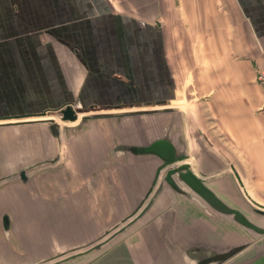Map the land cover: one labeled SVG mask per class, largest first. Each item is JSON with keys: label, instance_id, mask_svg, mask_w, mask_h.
<instances>
[{"label": "crops", "instance_id": "crops-1", "mask_svg": "<svg viewBox=\"0 0 264 264\" xmlns=\"http://www.w3.org/2000/svg\"><path fill=\"white\" fill-rule=\"evenodd\" d=\"M115 1L120 5L124 0H0V121L35 117L42 113L48 115L66 104H71L76 111L93 109L90 112L154 108L150 105L122 109L117 100L101 104L102 101L86 96L87 93L97 95L106 83L116 82L114 75L107 74L108 71L103 73L105 69L113 71L109 66L104 67V59L96 58L95 67L88 70L96 83L92 82L91 88L87 82V89L92 91L83 90L81 93L80 98H87L83 106L63 90L67 81L72 82V87L76 86V91L82 85L83 76H76L77 63L74 61L85 54V42L79 40L82 32L90 34L101 26V30L105 29L104 26H111L107 23H88V19L96 20L104 9L125 18V14L116 10ZM176 6L177 30L181 37L177 51L178 69L181 64L184 69L189 63L185 56L190 55L193 74H196L195 84L200 92L195 91V95H199L197 108L174 106L182 113L186 109L190 113L195 110L201 113L200 119L207 125L210 141L222 145L239 170L243 193L249 200L259 203L264 199V91L256 76L264 68V0H176ZM112 26L115 27L114 24ZM73 35L79 40L75 44ZM57 48L62 49L64 55L60 62L56 61ZM180 54L183 55V62L178 60ZM164 57L167 58L165 51ZM182 78L185 80V76ZM116 95L119 93H112V96ZM103 105H107L106 108L94 110ZM54 117L59 121L58 116ZM182 118L185 119V138L189 130L196 135L187 120L188 116L184 113ZM77 139L83 137L70 140L71 144ZM2 143L7 148L11 142L5 137ZM62 144L63 141L61 149ZM77 170L66 172L75 176L90 172ZM2 173L8 172L0 171ZM47 178L51 181L48 188L40 182L33 188L15 184L0 187V264H35L55 252L57 245H72L88 238L93 231L85 225L94 223L93 217L97 218V223L103 222V213L82 216L69 210L58 211L50 198L62 189L58 188L62 177L52 172ZM126 185L117 183L118 191L123 193ZM63 188L69 190L67 184ZM126 205L124 207L127 208ZM185 210L178 208L173 235V239L181 238L182 244L190 241L184 234L191 225V222L185 224ZM4 213L10 218L9 234L4 233L1 227ZM64 223L80 224V227L70 225L68 228ZM200 225V220L193 223L192 232L199 231L197 228ZM61 231L64 235L56 236ZM140 236L137 231L126 235V242L133 238L136 248H130L123 257L133 256L138 251ZM121 249L127 250L125 246ZM121 249L120 252H123ZM133 257L137 260L136 256ZM161 259L162 255L157 260Z\"/></svg>", "mask_w": 264, "mask_h": 264}, {"label": "water", "instance_id": "water-1", "mask_svg": "<svg viewBox=\"0 0 264 264\" xmlns=\"http://www.w3.org/2000/svg\"><path fill=\"white\" fill-rule=\"evenodd\" d=\"M56 116L60 122L54 116L36 120L24 116L23 121L0 123L2 138L11 142L6 155L9 165L0 167V171L8 172L0 174V187L15 184L33 188L40 182L48 188L51 182L48 174L57 172L62 177L58 188L62 189L51 196L50 202L57 205L58 211L69 210L82 216L103 213L104 217L102 223H97L96 217H93L94 223H82L93 231L88 238L63 246L35 264L67 263L104 249L114 239L129 236L133 231L142 236L138 238V251L133 255L139 264H153L160 255L178 257L175 264H224L241 256L246 261L247 255H251V259L248 258L252 261L248 264L260 262L259 250L264 246L256 240L229 245V242L209 241L182 244L180 236L173 239L178 208L187 207L208 230L217 229L218 220H228L264 240V226L210 186V182L218 179L217 175L206 178L194 171L189 161L182 114L177 107L90 112L79 117L73 106L66 104L56 110ZM127 121L130 123L124 126L123 122ZM101 122L106 131L102 129L99 146L94 154L92 152L91 157L95 159L88 169L77 170L90 172L82 176L66 172L71 170L61 161L62 140L68 143L89 133L92 135L87 137L93 144L98 137L93 132L94 127ZM39 148L45 152L37 150ZM117 183L128 184L125 189L122 186L123 193L118 191ZM66 184L69 190L63 188ZM233 192L244 207L264 219V209L252 205L240 189L235 188ZM9 220L4 213L1 227L6 234L10 233ZM70 225L64 223L68 228L80 227V224ZM190 229L192 231V227ZM63 235L61 231L59 237ZM114 252L101 264H111Z\"/></svg>", "mask_w": 264, "mask_h": 264}, {"label": "rangeland", "instance_id": "rangeland-1", "mask_svg": "<svg viewBox=\"0 0 264 264\" xmlns=\"http://www.w3.org/2000/svg\"><path fill=\"white\" fill-rule=\"evenodd\" d=\"M116 2L117 1H115V3ZM117 3L116 10L123 15L125 14V18L124 16L113 15L111 14V11L104 9V11H102L103 16H98L96 20L88 19V23L95 22V24L102 25L103 23H107L111 24V26H104L105 29L101 30L100 28L102 26L100 27V25H96L100 28H98V30L94 33L89 34L87 32H82V37L81 39L79 37V40H83L85 42L84 44L86 46L85 48L83 47L85 54L82 55V57L74 59L77 63L76 76H83L82 85L76 91V86L72 87V82L67 81L64 84L63 90L66 92L68 91V93L78 101L79 105L83 106L87 98H80V95L82 92L88 90L86 86L87 82L88 87L91 88L92 82H95L91 79L92 77L88 73V70L95 67L94 60L98 58L106 61L104 65L105 68L109 66L113 70L111 71L105 69L103 73L106 74L108 71L109 73L107 74L111 73V75H114L117 79H115L116 82L106 83V86L103 88H98V96L93 93H87L88 95L86 96H92L90 98L93 100L99 102L102 101L101 104H104L103 102H106L105 104H107V102H110L111 100H117L120 102V107L122 109L145 107L150 105L154 108H158L174 106L177 104L181 105V107L185 106L186 108L191 109L197 108L198 103L196 99L199 98V95H195V91H200L197 89L199 86H196L195 84L194 78L196 77V74H193L194 69L191 61L192 57L190 55L185 56V60H188L189 63H186L184 69L182 68V64L180 67L181 70L178 69L177 64V58L179 57L177 54L178 43L181 41V37L178 36L179 34L177 30L178 20L176 15V0H124L120 5ZM129 17L131 20L135 19V22L131 20L129 22ZM112 24L116 27L114 31L112 29L115 27L112 26ZM191 35H193V32ZM75 36L76 35H73L72 37L74 44L76 41H79ZM55 51L56 53L58 52V55L55 54L57 58L56 61L60 62V60H63L64 57V55H62V49L57 48ZM164 51L167 55L166 59L164 57ZM86 57L89 59L85 60ZM166 60L168 61V64ZM178 60L183 62L182 54H180V58ZM59 73L61 74V72ZM182 76H185V80ZM91 91L92 90L89 92ZM113 92L115 94L119 93V95L112 96ZM94 95H96V97H93ZM105 106L107 105H103L101 107L98 106V109L94 110L106 108ZM92 110L93 109L81 111V109H78L77 112L80 117L83 113H90ZM184 113L188 116L187 120L194 128V134H196L193 135L191 130H189L188 137H186V143L191 158H189V161L194 167L195 172L205 175L206 178H209V176L212 175H217L218 179L214 181L215 183L210 182V186L216 189L231 205L245 210L244 212L252 220H254L257 224L264 226V219L254 215L251 213L249 208L247 209V207H244V203L242 205L241 201L233 192L235 188H238L244 197L248 199L241 189L242 185L238 175L239 170L234 167L231 158L224 151L222 145H217L210 141L207 135V125L200 119L201 113H199L198 110L190 113L187 109ZM184 113L181 112L183 116ZM48 115L56 116V112L48 113ZM183 121H185L184 118ZM129 123L130 122L128 121L123 122L124 126ZM62 125H64V123H62ZM102 129L106 131L105 124L103 123L94 127L93 132L98 134V137L95 139V142H93L92 147H90L91 149L88 148L87 155L92 156L90 155V152H93L94 154L97 146H99ZM3 135L4 134L0 132V167L7 168V165H9V159L8 156H6L8 154V152H6L7 145L2 143ZM91 135L92 134L88 133V135H86L83 139H77L78 141H75L74 144H71L70 141L68 144L62 140V149L60 148V155L62 157L61 161L69 170L72 171L75 168L79 169L80 160L82 159L81 154L86 153L85 151L88 143L87 139H91L87 136ZM103 136H106V132ZM85 158V161H87V156ZM248 201L252 205L264 209V199H261L259 203L249 199ZM217 222H220V224L224 225L226 229L234 232L232 238L228 240L225 238L224 240L220 239L217 240V243L230 242L231 240L241 242L246 240L254 241L255 239H258L257 235L252 234L242 227L236 226L228 220H218ZM206 229L202 226L201 233L198 234L200 231H197L193 232L195 233L193 234L191 229L188 227L184 234L189 238L199 239V242H214V239L207 237L208 230ZM262 241L264 242V240H260L257 244H260ZM126 243L127 244L124 245L127 250H122L123 252H115L116 254L112 258L113 262L111 261V264H115L114 262H116V264H125L126 262L131 263L130 259L132 260V258H135L127 256L124 260L123 255L127 251H130V248H136V241H134L133 238ZM56 247V251L63 248L60 245H57ZM262 253L263 252L259 250V254L261 255L259 263L264 264V253ZM248 256L251 259V255L246 256V261L242 260L243 256H241L234 259L231 263H251L252 261L248 258ZM82 263L83 261L81 262L80 259L75 263L69 264ZM259 263L255 262L254 264ZM93 264L101 263L95 262Z\"/></svg>", "mask_w": 264, "mask_h": 264}, {"label": "flooded vegetation", "instance_id": "flooded-vegetation-1", "mask_svg": "<svg viewBox=\"0 0 264 264\" xmlns=\"http://www.w3.org/2000/svg\"><path fill=\"white\" fill-rule=\"evenodd\" d=\"M49 116V115H48ZM79 138V137H78ZM87 140H89V139H87ZM86 141V140H85ZM92 146V144L90 143V140L88 141V143H87V149H86V153L84 154H82V159L80 160V167H79V169L81 170V169H85L86 167H87V164L90 162V157L91 156H89V155H87V151H88V148H90ZM91 149V148H90ZM90 154H91V152H90ZM92 155V154H91ZM87 156V161H85V157ZM92 158V157H91ZM187 208V207H186ZM185 208V209H186ZM191 211L189 210V209H186L185 210V212H184V216H185V219H184V221H185V224L186 225H189L190 224V222H191V225H189L188 227L190 228V227H192V225H193V223L195 224L196 222H197V220L195 219V216H193L194 214H192V213H190ZM183 220V217H181V221ZM205 227L202 223H201V225L197 228V230H199L200 232H198V234L199 233H201V227ZM205 229H206V227H205ZM206 230H208V229H206ZM197 232V231H196ZM205 232H207V231H205ZM193 233V232H192ZM193 234H195V233H193ZM222 235V236H221ZM56 236H59V234L58 233H56ZM217 236H218V238H217ZM232 236H233V233L231 232V231H229L228 229H226V227L224 226V225H222V224H220V225H218V227H217V229H215L214 231H211L210 229L208 230V236L207 237H210L211 239H214V242H217V240H220V239H222V240H224V238L225 239H230V238H232ZM126 238H128V237H124V238H116V239H114V241H112L110 244H109V246L107 247V248H104V249H101V250H95V251H93V252H91V253H89V254H83V255H81L80 257H78V258H75V259H78V260H73V261H67V264H69V263H75L76 261H79L80 259H81V262L83 261V263L82 264H93V263H95V262H98V261H102L103 260V258H104V256H106V254L108 253V252H110V251H112V250H114L115 252H119L120 251V249H121V246H125L124 244H127L126 243ZM186 238L188 239V240H190L191 241V244H197V243H201V242H199L197 239H193V238H189L188 236H186ZM256 241H260V240H263V238H260V239H255ZM210 242H212V241H210ZM244 241H230L229 243V245H232V244H241V243H243ZM189 243V242H188ZM260 245H263L264 246V242L262 241L261 243H260ZM119 247V248H118ZM261 250H262V252H264V247L263 248H260ZM122 250V249H121ZM79 252V251H82V252H84L85 250H76V252ZM131 256V255H130ZM131 257H133V256H131ZM123 258V257H122ZM125 258L126 257H124V260H125ZM180 258V257H179ZM135 258H132V260L130 259V262L132 263V264H139L138 262H137V260H134ZM178 260V257L176 258V259H174L172 256H169V255H167V256H164V257H162V259L160 260V261H158V260H156L157 262L155 263V264H175L176 263V261ZM232 262V260H229L227 263H224V264H232L231 263Z\"/></svg>", "mask_w": 264, "mask_h": 264}, {"label": "bare ground", "instance_id": "bare-ground-1", "mask_svg": "<svg viewBox=\"0 0 264 264\" xmlns=\"http://www.w3.org/2000/svg\"><path fill=\"white\" fill-rule=\"evenodd\" d=\"M176 107V106H175ZM139 109H148V107H146V108H139ZM132 110H134V109H132ZM47 117H50V116H48L47 114H45L44 116H35V117H31V118H26V119H30V120H36V119H46ZM24 119H15V120H8V121H12V122H14V121H23ZM5 122H7V121H0V123H5ZM77 122H75V123H73V124H71V125H75ZM91 154H92V152H91ZM92 156H93V154H92ZM94 159L95 158H91L90 157V162L87 164V167L85 168V169H88L89 168V166L93 163V161H94ZM191 159V158H190ZM193 167V166H192ZM193 169H194V167H193ZM195 171V170H194ZM199 173V172H198ZM201 174V173H200ZM201 175H203V174H201ZM204 176V175H203Z\"/></svg>", "mask_w": 264, "mask_h": 264}, {"label": "built area", "instance_id": "built-area-1", "mask_svg": "<svg viewBox=\"0 0 264 264\" xmlns=\"http://www.w3.org/2000/svg\"><path fill=\"white\" fill-rule=\"evenodd\" d=\"M257 82L260 84L264 91V68L258 71L257 76H256Z\"/></svg>", "mask_w": 264, "mask_h": 264}]
</instances>
